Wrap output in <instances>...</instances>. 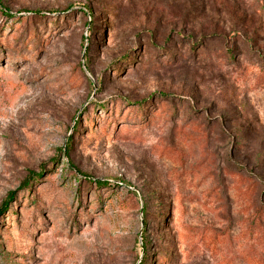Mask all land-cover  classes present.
Returning <instances> with one entry per match:
<instances>
[{"label":"rangeland","instance_id":"rangeland-1","mask_svg":"<svg viewBox=\"0 0 264 264\" xmlns=\"http://www.w3.org/2000/svg\"><path fill=\"white\" fill-rule=\"evenodd\" d=\"M1 2L0 264H264V0Z\"/></svg>","mask_w":264,"mask_h":264},{"label":"trees","instance_id":"trees-1","mask_svg":"<svg viewBox=\"0 0 264 264\" xmlns=\"http://www.w3.org/2000/svg\"><path fill=\"white\" fill-rule=\"evenodd\" d=\"M0 3H1V5H3V3L1 2V0H0ZM88 14L91 16V11L89 10L88 11ZM93 19V18H92ZM91 21H93V20H91ZM91 26H92V22H90V23H88V29H90L91 28ZM88 42H89V38H88ZM88 47L89 46H87L86 47V49H88ZM75 127V126H74ZM70 167L72 168L73 167V165L72 164H70ZM30 174H32V171L30 172ZM42 175V172L41 171H39L38 173H37V176H41ZM30 178L28 177V178H25V179H23V181L21 182V185H22V187H27L29 184H30ZM97 183L98 184H103V183H105V182H100V181H97ZM12 196H13V192H9L8 194H7V196H6V198L3 200V202L0 204V216L5 212V210L7 209V207H8V202L10 201V199H12ZM142 244L144 245V247H145V241L144 240H142ZM144 254L142 255V258L140 259V261H139V263L138 264H144V261H145V251L143 252Z\"/></svg>","mask_w":264,"mask_h":264}]
</instances>
